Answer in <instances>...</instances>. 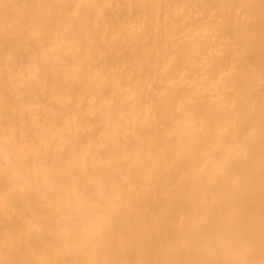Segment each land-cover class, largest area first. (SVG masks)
Returning <instances> with one entry per match:
<instances>
[{
	"label": "bare ground",
	"instance_id": "bare-ground-1",
	"mask_svg": "<svg viewBox=\"0 0 264 264\" xmlns=\"http://www.w3.org/2000/svg\"><path fill=\"white\" fill-rule=\"evenodd\" d=\"M0 264H264V0H0Z\"/></svg>",
	"mask_w": 264,
	"mask_h": 264
}]
</instances>
